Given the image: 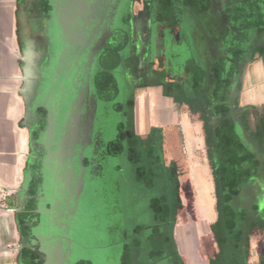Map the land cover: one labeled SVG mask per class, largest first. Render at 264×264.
<instances>
[{
    "label": "flooded vegetation",
    "instance_id": "obj_1",
    "mask_svg": "<svg viewBox=\"0 0 264 264\" xmlns=\"http://www.w3.org/2000/svg\"><path fill=\"white\" fill-rule=\"evenodd\" d=\"M134 1L34 0L35 12L19 20L29 60L24 94L34 137L31 185L41 191L48 180H56L57 201L65 206L72 194L74 203L73 183L79 175L85 178L90 161L96 163L101 236L108 239L102 250L113 257L108 264L124 262L123 241L132 221L122 210L132 195L128 187L122 191L125 184L117 176L115 159L136 144L130 131L133 101L146 83H161L166 95L183 98L200 115L218 212L229 210L237 220L258 207L264 213V105L240 103L247 63L261 56L264 64V0H241L242 13L231 25L233 37L240 36V27L244 30V44L230 45L220 65L210 56L200 64L193 44L182 43L170 28L160 51L152 54L146 48V54L160 60L156 64L153 56L148 67L141 45H135L136 23L128 14ZM139 28L144 32V25ZM140 196H135L140 198L136 217L147 218L150 196L147 201ZM92 197L83 190L79 204L93 207ZM154 225L163 229L157 230L158 244L166 252L161 258L173 260L172 242L164 231L168 223Z\"/></svg>",
    "mask_w": 264,
    "mask_h": 264
},
{
    "label": "crops",
    "instance_id": "obj_2",
    "mask_svg": "<svg viewBox=\"0 0 264 264\" xmlns=\"http://www.w3.org/2000/svg\"><path fill=\"white\" fill-rule=\"evenodd\" d=\"M34 3L0 0V264H106L113 257L92 242L95 238L100 244L101 204L73 206L69 194L64 206L57 201L56 180H48L41 191L31 185L34 137L24 94L29 60L19 20L35 12ZM241 5V0H137L128 14L136 23L135 45H141L143 56L146 48L152 54L160 51L173 28L182 43L193 44L200 64L210 56L220 65L230 45L244 44V30L240 27V36L233 37L231 25L241 15ZM152 54L145 55L146 67L153 56L155 63L160 61ZM261 58L253 57L245 67L241 105H264ZM160 84L146 83L135 91L130 131L137 141L121 156L132 168L123 175L133 186L130 192L145 201L150 196L148 221L127 224L123 264H264L262 209L241 220L233 219L229 210L218 212L208 158L204 151V167L195 154L205 148L200 115L183 98L166 95ZM91 166L85 167L83 179L86 197L96 195L100 182L99 168L94 162ZM161 223H168L164 231L172 242L173 260L161 258L166 252L158 244L157 230L163 229L154 225Z\"/></svg>",
    "mask_w": 264,
    "mask_h": 264
},
{
    "label": "rangeland",
    "instance_id": "obj_3",
    "mask_svg": "<svg viewBox=\"0 0 264 264\" xmlns=\"http://www.w3.org/2000/svg\"><path fill=\"white\" fill-rule=\"evenodd\" d=\"M195 154H196V156H199V155L201 156L202 163H203L202 166L205 167V163H204V150L202 149V147L201 148H198L196 150V153ZM115 165H120L121 166V171L120 172H117L116 171V172H117L118 178L120 177L122 183L125 184V186H123V190H122V191H125L127 187L129 188V186H131L130 185L131 183H130L129 180L127 181L128 177L127 176L126 177H123V175L126 174V173H130L132 171V168L128 164V162H126V160L123 157L122 158L121 157L116 158L115 159ZM204 173H205V177H206V182H208V187H209V189H211V180L209 179V175H208L206 169H204ZM131 187L133 188V186H131ZM130 194L132 195L131 198L128 197L127 198L128 201H126V203L123 205V210H122V213L123 214H122V216L125 214L126 220L128 222L132 221V224H141L140 222L146 223L148 221V217L146 218L142 214H140V216H138V217H135V215H138L139 214V211L137 210L136 207L138 206V203L140 201V198L136 199L135 196H134L135 193L133 194V193L130 192ZM101 197H102V190L100 189V187H98V190L96 192V195H93V197H92V199H93V205H95V208L97 207L98 203H100L99 201H100V198ZM142 201H143V212H144V210H145L144 209V200H142ZM96 240L97 239H95V238L93 239V241H92L93 244L94 245L96 244L97 246H101V247H102V245L104 246V244H106V241L108 242V239H106V237L104 239L102 236H99V239H98V241L100 243L99 245L96 243ZM100 252L102 254H104V251L103 250H100Z\"/></svg>",
    "mask_w": 264,
    "mask_h": 264
},
{
    "label": "water",
    "instance_id": "obj_4",
    "mask_svg": "<svg viewBox=\"0 0 264 264\" xmlns=\"http://www.w3.org/2000/svg\"><path fill=\"white\" fill-rule=\"evenodd\" d=\"M89 6H91V4H89ZM66 130V129H65ZM67 130H68V126H67ZM78 133V131H76ZM70 162H73V159L71 157L68 158ZM93 164L92 161H90V166ZM92 167V166H91ZM81 171H84V168H81ZM90 172V171H89ZM83 176L79 175L78 178L76 179V183H73L74 186V203L73 206L78 205L79 204V196L81 194V192L84 190V182H83ZM25 183L27 181L28 176L25 177ZM23 188L26 189V186H24Z\"/></svg>",
    "mask_w": 264,
    "mask_h": 264
}]
</instances>
